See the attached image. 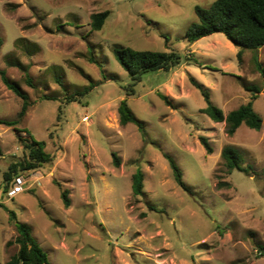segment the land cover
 I'll list each match as a JSON object with an SVG mask.
<instances>
[{
    "label": "rangeland",
    "instance_id": "1",
    "mask_svg": "<svg viewBox=\"0 0 264 264\" xmlns=\"http://www.w3.org/2000/svg\"><path fill=\"white\" fill-rule=\"evenodd\" d=\"M213 1L0 0V70L29 102L17 120L21 100L0 79V121H16L0 124V264L18 249L9 211L50 264H264V92L252 101L261 129L242 125L228 136L224 122L200 112L205 103L190 81L227 115L250 101L246 88L261 90L253 56L264 66V46L244 50L238 61L221 33L189 43L195 7ZM105 11L101 30L92 31L91 15ZM116 47L174 51L180 63L131 86ZM124 99L143 123L146 143L136 126L120 123ZM19 138L44 143L51 161L21 171L24 191L10 199L2 177L24 159ZM225 146L237 150L247 172L228 173ZM163 153L191 195L176 185ZM137 168L140 197L131 189ZM60 188L68 190L67 208Z\"/></svg>",
    "mask_w": 264,
    "mask_h": 264
},
{
    "label": "trees",
    "instance_id": "2",
    "mask_svg": "<svg viewBox=\"0 0 264 264\" xmlns=\"http://www.w3.org/2000/svg\"><path fill=\"white\" fill-rule=\"evenodd\" d=\"M194 11L197 22L193 23L185 34L189 43H194L214 33H221L227 41L237 48L236 57L238 61H241L244 50L257 52L264 46V0H214L208 8L196 6ZM107 16L108 12L106 11L91 15V30H101ZM1 46L2 39L0 37V49ZM113 54L120 67L133 81L131 86L140 81L142 75L146 73L168 70L180 63V57L174 51H139L129 47H116L113 49ZM195 63H198L196 59ZM253 63L261 79V90L257 87L246 88L248 91L253 92L250 101L240 105L227 115H224L219 108L212 104L208 92L201 85L192 78L190 79L192 85L199 90L205 103V107L200 112L214 123L224 122L228 136H232L242 125L255 131H259L262 127L261 118L253 110L252 101L260 91L264 92V66L258 61L256 55L253 56ZM0 79L7 89L21 100V109L16 116L17 120H19L25 115L29 106L28 97L16 84L6 77V73L3 70H0ZM26 82L28 85L31 84L30 80H26ZM158 96L168 104L164 95L158 94ZM117 112L120 123L122 125L133 124L136 126L142 141L146 143L148 136L143 123L136 119L131 112L126 99L120 101ZM0 124L13 126L16 121H0ZM19 141L24 151V159L18 163H12L3 173L2 188L4 193L10 188L14 179L20 176L21 171L34 170L51 161V155L45 152L44 143L34 139L28 141L19 138ZM199 142L206 154L212 153V148L205 137H199ZM111 156L113 166L118 168L120 165L118 156L115 153H112ZM162 156L168 163L176 185L185 193L191 195L192 192L183 182L182 172L175 161L166 153H163ZM221 158L228 173L234 169L247 172L246 169L240 166L242 156L233 147L225 146L221 151ZM131 189L134 197L143 195V173L139 168L132 175ZM60 196L64 207H69L68 190L61 189ZM150 209L154 210L152 207ZM8 217L16 232L13 243L18 249L5 264H50L46 253L32 237L29 227L19 222L16 215L11 211L8 212ZM10 244L11 242L8 243V245ZM258 248L263 254L264 248L260 246Z\"/></svg>",
    "mask_w": 264,
    "mask_h": 264
},
{
    "label": "built area",
    "instance_id": "3",
    "mask_svg": "<svg viewBox=\"0 0 264 264\" xmlns=\"http://www.w3.org/2000/svg\"><path fill=\"white\" fill-rule=\"evenodd\" d=\"M86 120L87 118H84V121ZM23 191H24V178L19 176L15 178L14 181L12 182V185L6 192V196L7 198L11 199L17 196L18 194L23 193Z\"/></svg>",
    "mask_w": 264,
    "mask_h": 264
}]
</instances>
